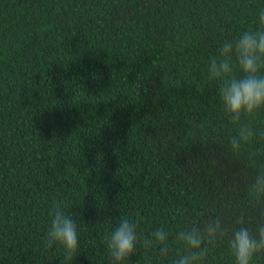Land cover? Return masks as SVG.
Wrapping results in <instances>:
<instances>
[{
    "label": "trees",
    "instance_id": "1",
    "mask_svg": "<svg viewBox=\"0 0 264 264\" xmlns=\"http://www.w3.org/2000/svg\"><path fill=\"white\" fill-rule=\"evenodd\" d=\"M264 0H0V264H113L106 237L128 218L159 245L124 264H173L176 234L219 219L202 264H234L231 233L252 230L264 203V109L233 152L209 59L258 30ZM235 63V59L233 60ZM235 75H242L239 67ZM77 223L64 259L46 247L53 202ZM251 264H264V252Z\"/></svg>",
    "mask_w": 264,
    "mask_h": 264
},
{
    "label": "clouds",
    "instance_id": "2",
    "mask_svg": "<svg viewBox=\"0 0 264 264\" xmlns=\"http://www.w3.org/2000/svg\"><path fill=\"white\" fill-rule=\"evenodd\" d=\"M257 16L259 29L244 31L235 42L225 41L217 54L209 59L207 66V78L218 84L219 97L227 118L238 126L237 134L230 138L231 149L236 153L243 145L251 143L256 135L249 124L241 122L242 116H251L264 109V8L258 11ZM237 66L242 73L240 76L235 75ZM249 194L254 200L264 203V171L255 176ZM49 217L46 247L62 246L64 259L71 258L79 247L76 221L55 201L50 208ZM261 221L252 230L245 224L243 214L236 218L235 222L244 226L233 231L229 239L234 264H251L256 254L264 252V213L261 214ZM226 234L219 219L178 232L176 240L182 242L185 252L173 264H202L207 255V250L202 247L204 242H214ZM168 238V233L158 228L149 238L141 240L137 224L124 218L107 235L106 245L113 264H124L136 252L138 244L144 249L159 245L160 255L167 257Z\"/></svg>",
    "mask_w": 264,
    "mask_h": 264
}]
</instances>
